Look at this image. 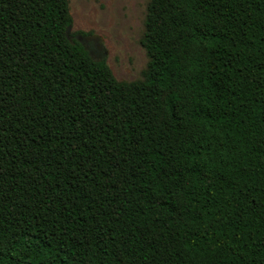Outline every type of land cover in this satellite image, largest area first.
Wrapping results in <instances>:
<instances>
[{
    "label": "trees",
    "instance_id": "1",
    "mask_svg": "<svg viewBox=\"0 0 264 264\" xmlns=\"http://www.w3.org/2000/svg\"><path fill=\"white\" fill-rule=\"evenodd\" d=\"M72 22L0 0V264H264V0H150L129 83Z\"/></svg>",
    "mask_w": 264,
    "mask_h": 264
},
{
    "label": "rangeland",
    "instance_id": "2",
    "mask_svg": "<svg viewBox=\"0 0 264 264\" xmlns=\"http://www.w3.org/2000/svg\"><path fill=\"white\" fill-rule=\"evenodd\" d=\"M149 1L68 0L73 17L70 34L89 32L80 40L95 59H106L120 82L146 79L150 57L141 39Z\"/></svg>",
    "mask_w": 264,
    "mask_h": 264
}]
</instances>
